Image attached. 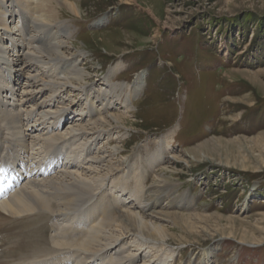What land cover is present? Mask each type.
Masks as SVG:
<instances>
[{
	"label": "rangeland",
	"instance_id": "1",
	"mask_svg": "<svg viewBox=\"0 0 264 264\" xmlns=\"http://www.w3.org/2000/svg\"><path fill=\"white\" fill-rule=\"evenodd\" d=\"M66 1L77 6V14L54 1L53 10L72 30L69 52L88 72L83 84L91 93L87 97L85 89L71 86L58 91L56 102L71 103L75 111L60 130L79 122L90 128L111 112L124 119L93 135L82 151L89 157L80 166L87 167L95 155L99 165L117 168L109 172L104 189L117 209L139 210L126 188L134 182L121 187L112 180L125 174L131 161L143 166L172 133L164 158L145 181L148 188L162 168L174 184L172 195L164 194L168 198L154 211L205 216L189 223L174 215L161 220L171 238L138 249L137 261L160 264L150 258L157 255L164 264H193L201 258L199 251L214 248L209 264H264V0ZM15 2L5 5L24 9ZM100 18L106 23L98 27ZM11 23L20 24L17 14ZM111 69L109 83L114 85L132 84L143 71L142 88L128 108L127 90H118L117 100L107 96L110 108L102 115L96 92L107 89ZM84 96L95 108L85 118L76 111L87 109ZM66 135L65 152L82 140ZM68 228L71 239L84 230L70 223ZM57 229L48 231L49 240ZM60 252L62 260L70 258L68 250Z\"/></svg>",
	"mask_w": 264,
	"mask_h": 264
},
{
	"label": "bare ground",
	"instance_id": "2",
	"mask_svg": "<svg viewBox=\"0 0 264 264\" xmlns=\"http://www.w3.org/2000/svg\"><path fill=\"white\" fill-rule=\"evenodd\" d=\"M14 1L21 3L24 9L16 10V4L11 3L9 7L5 5L6 0H0V163L8 161V168L16 175V181L9 185L6 180L2 181L4 175L0 171L2 189H10L0 196V264H29L33 258L54 257L63 250H70L72 264H149L144 260L142 263L137 261V251L141 247L156 246L170 237L161 220L174 215L181 219L185 217L184 223H187L188 219L201 221L205 217L154 211L161 199L167 197L164 194L172 195L169 190L174 184L162 168L148 188L145 181L154 170L155 162L164 158L172 133L160 140L159 148L148 158L146 156L143 166L131 161L126 173L112 180L114 186L133 181V186L130 184L131 187L126 188L134 197L135 204H131L139 207V210L117 209L104 189L109 172L117 168L99 165L101 158L95 155L87 167L82 168L80 164L89 157L82 151L88 149L89 141L93 142V135L102 134L100 129L118 126L124 119L111 112L91 123L90 128L79 122L70 125L66 131L60 130L67 119H72L75 111L71 103L64 106L62 101L57 99L56 102L58 91H66L70 86L75 91L82 88L87 97L91 91L83 84L88 72L80 67L77 55L69 52L68 38L72 36V30L65 21L57 19L52 1L60 2L72 13L77 14L78 8L66 0ZM16 14L20 24L12 25ZM102 20H97L95 25L105 24L106 18ZM80 55L83 56V52ZM114 71L111 69L106 77L107 89L96 92L102 106L97 112L102 115L110 108L107 96H114L117 100L120 99L116 94L118 90H127L124 92V107L128 108L130 99L142 88L143 71L137 73L129 85L109 83ZM86 96L82 99L87 109H76L84 118L92 116L95 110L93 101L86 103ZM66 134L82 140L77 147L61 155L62 143L68 138ZM113 149L117 150V147ZM52 154L54 162L45 163V156ZM92 174L95 181L91 180ZM149 207L152 211L147 213L145 210ZM76 220L85 223L84 230H80L82 234L73 239L66 237L69 223ZM53 228L58 229L49 240L48 231ZM214 250L205 248L199 251L201 258L193 264H209ZM67 255L65 253V257ZM157 257L150 255L154 261L165 263Z\"/></svg>",
	"mask_w": 264,
	"mask_h": 264
}]
</instances>
